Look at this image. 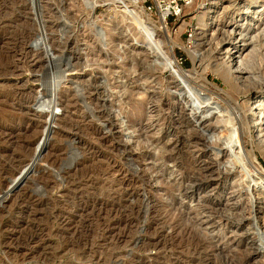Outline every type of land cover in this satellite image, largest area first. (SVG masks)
Returning <instances> with one entry per match:
<instances>
[{
    "label": "rangeland",
    "instance_id": "obj_1",
    "mask_svg": "<svg viewBox=\"0 0 264 264\" xmlns=\"http://www.w3.org/2000/svg\"><path fill=\"white\" fill-rule=\"evenodd\" d=\"M262 4L168 19L201 75L178 87L170 59L151 73L169 40L134 0H0V264H264V134L241 125L264 99ZM228 28L252 49L247 82L216 69Z\"/></svg>",
    "mask_w": 264,
    "mask_h": 264
},
{
    "label": "bare ground",
    "instance_id": "obj_2",
    "mask_svg": "<svg viewBox=\"0 0 264 264\" xmlns=\"http://www.w3.org/2000/svg\"><path fill=\"white\" fill-rule=\"evenodd\" d=\"M124 1V0H122ZM135 3L137 4V6L139 7V9H144L145 12L150 13L149 11H147L144 6L142 5V0H134ZM193 0H191L192 3ZM236 5H238L236 3ZM261 6V7H260ZM236 7V6H235ZM252 6H248L247 10L244 11L246 13H250L252 12L251 9ZM259 9L254 15V17H258V20H260V23H264V4L259 5L258 6ZM256 10V9H255ZM152 14V13H150ZM150 16V15H148ZM159 18H160V27L157 29L159 32L162 31L164 33V37L166 40H169V47H168V51L165 52V54L160 55V57H157L156 60H154V62L150 65L151 69V73L153 74L156 70H161L164 66V64L166 63L167 59H170L172 62V66H174V70L172 71V79L174 80L172 83H174L176 86L181 87V83L184 82L186 83L189 87V80L190 77H195V76H201L199 75L200 72L197 70V66L195 65L193 70H187L185 69L178 61L176 58V54L174 53V48L177 45L183 46V44L181 43V41L179 40L178 34L173 33L172 29L169 28L168 26V21L165 19L164 17V13H159ZM149 21V20H148ZM152 21V20H151ZM248 22V21H247ZM152 22H150L149 24H151ZM210 23V22H209ZM217 25V24H216ZM235 25V24H234ZM155 26V25H154ZM210 26V25H209ZM224 28V27H223ZM222 29V28H221ZM260 29V28H259ZM227 30V29H226ZM206 31V30H205ZM210 34H214L215 31L213 29V27H210ZM237 35V37L233 40V41H228L227 44L224 46L223 50L219 52V56H217L215 59V64H216V69L218 72L221 73V75L225 76L224 78H228L230 75H232V73H234L233 78L237 81H241V82H247L249 79L248 77H250V75H244V73L246 74H250L249 72L251 71L250 68L246 65L245 61L247 60V58L249 56H253L250 53L252 52V49L246 50L249 42L246 41L247 37L242 36V32H236L233 28H228L227 33L229 35H231L232 33H234ZM262 32L264 33V28L262 29ZM173 33V34H172ZM209 33V32H208ZM227 34V36H228ZM152 35V34H151ZM154 37V36H153ZM149 41L151 43L152 46H157L158 44V39L156 40L155 38H153ZM201 40V39H200ZM216 40V39H215ZM203 42V41H202ZM250 45V44H249ZM34 46H37V44L34 43ZM205 46V45H204ZM186 49V51L189 53V55L191 56V58L193 59V61H197L198 59H200V55L202 53L199 52V50H197L196 48H193L191 46L189 47H184ZM209 49V48H208ZM246 50V51H244ZM255 57V56H254ZM253 58V57H251ZM250 58V59H251ZM227 63V64H226ZM248 63V62H247ZM123 65V64H122ZM214 65V64H213ZM133 68V66L130 67V69ZM254 68V67H253ZM134 70V68L132 69ZM128 74V73H127ZM251 74H253L251 72ZM66 78V77H65ZM203 80L207 81V78L204 76ZM202 80V81H203ZM228 80V79H227ZM229 81V80H228ZM56 82V81H55ZM193 83V82H192ZM206 84V82H204ZM259 83V82H258ZM260 89L262 88L264 90V80H260ZM204 85V84H203ZM247 85V84H246ZM250 86V85H249ZM248 87V86H247ZM254 87V85H253ZM256 87V86H255ZM136 88V87H135ZM131 89L129 93L128 97H131L130 95L133 94L134 90L136 91V93L140 94L142 93L140 88H136V89ZM121 88V84L118 88L117 94L119 95V93L123 92L124 89ZM186 89V88H185ZM190 89V88H189ZM207 89V88H206ZM259 89V90H260ZM127 91V90H126ZM191 91V90H190ZM190 91L188 90V92L190 93ZM186 92V91H185ZM192 92V91H191ZM127 93V94H128ZM188 93V94H189ZM123 94V93H122ZM143 94V93H142ZM179 96V95H178ZM192 96V95H191ZM115 98V97H114ZM193 100L194 97H193ZM198 100V99H196ZM178 101V100H177ZM184 101V100H183ZM186 101V100H185ZM197 102V101H196ZM174 103V102H173ZM200 103V102H199ZM68 104V103H67ZM198 104V103H195ZM173 105V104H172ZM192 105V104H191ZM262 105H264V99L260 97V99L256 100L246 111L243 110L242 117H241V125L243 126L242 128V133L244 135V139H246V141H253L255 144L257 143H261L263 140L262 135L263 133V128H264V110L262 109ZM200 106V105H199ZM203 107V106H202ZM256 107L258 108V112L259 115L256 113L255 109ZM185 108V107H184ZM216 108V107H215ZM221 109V108H220ZM262 109V110H261ZM182 110V109H181ZM184 110V109H183ZM213 111V110H212ZM171 112V111H170ZM181 112V111H180ZM210 112V111H208ZM95 113V112H94ZM206 113V111H205ZM240 113V112H239ZM173 114V113H172ZM177 114V113H176ZM181 114V113H180ZM191 114V112L189 113ZM193 114V113H192ZM178 115V114H177ZM184 115V114H183ZM94 116V115H93ZM200 116V115H199ZM205 116V115H204ZM202 117V116H201ZM200 117V119H201ZM90 120V119H89ZM174 120V119H173ZM179 120V119H178ZM177 120V122H178ZM183 120V119H182ZM181 120V123L183 122ZM231 121V120H230ZM226 123L224 124V127L228 126V119L225 121ZM180 124V123H179ZM230 124V123H229ZM129 126H132V124H129ZM205 126V125H204ZM223 126V125H222ZM192 128V127H191ZM239 130V129H238ZM215 131V130H214ZM240 132V131H238ZM212 135V134H211ZM235 137V136H234ZM212 141V140H211ZM215 142V141H214ZM244 142V141H241ZM177 145V144H176ZM210 145V144H209ZM244 158V157H243ZM250 158L253 160V163L255 168L260 171L262 170L261 167L258 165L257 159H256V155L254 151H250ZM243 159L240 158L241 164L243 165V167L246 166V161L243 162ZM192 161V160H191ZM247 167V166H246ZM248 170V168H246ZM243 170H241L242 172ZM244 172V171H243ZM245 176L246 173L244 172ZM247 177V176H246ZM248 178V177H247ZM250 178V177H249ZM248 178V179H249ZM261 197V196H260ZM258 199V198H257ZM261 201V200H260ZM258 202V201H257ZM264 224V223H263Z\"/></svg>",
    "mask_w": 264,
    "mask_h": 264
},
{
    "label": "built area",
    "instance_id": "obj_3",
    "mask_svg": "<svg viewBox=\"0 0 264 264\" xmlns=\"http://www.w3.org/2000/svg\"><path fill=\"white\" fill-rule=\"evenodd\" d=\"M191 0H142L144 8L152 14L164 13L165 19H178L183 11V6L190 4ZM189 27L188 35H192Z\"/></svg>",
    "mask_w": 264,
    "mask_h": 264
}]
</instances>
